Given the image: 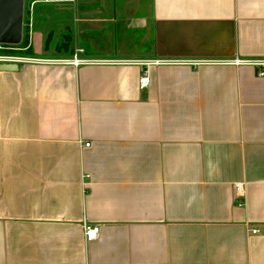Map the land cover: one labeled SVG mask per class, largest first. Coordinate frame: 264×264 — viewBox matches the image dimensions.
<instances>
[{
	"label": "crops",
	"instance_id": "crops-1",
	"mask_svg": "<svg viewBox=\"0 0 264 264\" xmlns=\"http://www.w3.org/2000/svg\"><path fill=\"white\" fill-rule=\"evenodd\" d=\"M115 2L113 62L0 69V264H264V0Z\"/></svg>",
	"mask_w": 264,
	"mask_h": 264
},
{
	"label": "rangeland",
	"instance_id": "rangeland-1",
	"mask_svg": "<svg viewBox=\"0 0 264 264\" xmlns=\"http://www.w3.org/2000/svg\"><path fill=\"white\" fill-rule=\"evenodd\" d=\"M33 0H25V16L24 23H26L25 36H30L31 27L29 26L28 21L31 18L34 19V25L32 27V35L31 42L34 43L32 52H24L25 58H43L45 57H53L60 58L64 55H71V53L81 54L82 52H86L83 47L87 50V52H92L94 50L91 49V40L94 38L95 40L105 43V37L107 39L109 37L110 47L118 44V48L123 49L125 47V42L123 41V33L120 34L119 25H115L114 23H108L107 29L101 33L98 30L91 29L87 24H84L80 21V17H82L80 13V9L78 8L79 3L84 0H75V2H59L58 4H50L49 2H37L34 7L31 6V2ZM39 1V0H38ZM60 1V0H57ZM113 1V0H110ZM118 5V9L121 8L120 2L121 0H115ZM125 0H122V2ZM62 3V4H60ZM124 4V3H123ZM56 5V7L52 6ZM53 7V8H52ZM56 8H59L58 10ZM98 25V24H97ZM97 25H95L97 27ZM95 27V28H96ZM28 30V31H27ZM84 30L89 31L88 34L89 40L83 34ZM53 33L51 42V48L49 51L42 52L41 48L46 39H48L49 33ZM67 37H71V41L68 40ZM123 37V38H122ZM56 42H59L60 47L59 51L55 48ZM107 43V41H106ZM116 43V44H115ZM66 44H70L71 50L66 54V48L68 47ZM83 46V47H82ZM106 46V44H104ZM53 48V49H52ZM1 53V51H0ZM3 53V52H2ZM14 54H20L18 51H13ZM11 53V54H12ZM74 54V55H75ZM35 55V56H34ZM88 58H92L97 56L95 54H86L84 55Z\"/></svg>",
	"mask_w": 264,
	"mask_h": 264
},
{
	"label": "built area",
	"instance_id": "built-area-1",
	"mask_svg": "<svg viewBox=\"0 0 264 264\" xmlns=\"http://www.w3.org/2000/svg\"><path fill=\"white\" fill-rule=\"evenodd\" d=\"M53 2V1H57V0H33L31 2V6L34 7V5L37 3V2ZM25 7V6H24ZM25 16V14H24ZM32 19V18H31ZM31 19L30 21H28L27 23H29L30 27H31V30H32V22H31ZM25 25V24H24ZM28 31V30H27ZM30 33V38H31V31L29 32ZM26 34V32H25ZM14 45V44H13ZM4 44L3 43H0V49L3 48ZM14 46H18V45H14ZM17 62L19 64H23V63H28L29 61H35V62H39V63H52V64H58V63H66V64H70V65H73L75 67L79 66V65H87V64H109L110 62H113L114 60L112 59H103V58H88L86 56H81L80 54L76 53L73 57L71 58H60V59H51V58H25L24 56H19V55H16V54H12V56H4V55H1L0 54V62ZM173 62H179V60H149L147 61V66H151V65H157V64H173ZM242 62H245V60H241V59H235V60H224V61H217V60H209V59H206V60H193V61H190V63L194 64V65H201V64H206V63H214V64H220V63H228V64H234V65H238ZM261 64H264L263 61H260ZM148 72H149V69H147L141 79V84L143 86H146L147 83H148ZM90 144L87 143V146H89ZM235 192L236 194L238 195H244V187H243V184L241 183H238L235 185ZM83 231H85V237L88 241H93V240H96L100 233H101V230H100V225H95V224H91V223H88L86 222L83 226ZM259 231L258 230H253V233H258Z\"/></svg>",
	"mask_w": 264,
	"mask_h": 264
},
{
	"label": "water",
	"instance_id": "water-1",
	"mask_svg": "<svg viewBox=\"0 0 264 264\" xmlns=\"http://www.w3.org/2000/svg\"><path fill=\"white\" fill-rule=\"evenodd\" d=\"M25 0H0V43L19 45L24 33ZM17 62H0V69L19 70Z\"/></svg>",
	"mask_w": 264,
	"mask_h": 264
},
{
	"label": "flooded vegetation",
	"instance_id": "flooded-vegetation-1",
	"mask_svg": "<svg viewBox=\"0 0 264 264\" xmlns=\"http://www.w3.org/2000/svg\"><path fill=\"white\" fill-rule=\"evenodd\" d=\"M60 1H63V2H74V0H60ZM53 2H55V1H53ZM31 22H32V26L34 25V19L32 18L31 19ZM30 26V25H29ZM25 27H26V23H25V25H24V33H23V35H22V39L24 38V36H25ZM31 33H32V30H31ZM53 35H54V32L53 33H49V35H48V39H47V43H46V45L49 47V48H51L52 46H51V42H52V37H53ZM68 38V40L69 41H71L70 39H71V37H67ZM4 44V43H3ZM32 45H33V42H31V39H30V42H29V44H28V46L27 47H24V39H23V41H22V43L21 44H19L18 46H14L13 44H4V46H3V48H1L0 49V51H1V55H4V56H12V54H14V53H12L13 51H18V52H20V54H16V55H19V56H26V55H24V52H26V53H28V52H32ZM68 47L66 48V50H68V48H69V46H70V44H66ZM47 46H45L46 48H47ZM59 47H60V44H56V46H55V48L54 49H56L57 51H59ZM53 49V48H52ZM50 50V49H49ZM3 52V53H2ZM12 53V54H11Z\"/></svg>",
	"mask_w": 264,
	"mask_h": 264
},
{
	"label": "trees",
	"instance_id": "trees-1",
	"mask_svg": "<svg viewBox=\"0 0 264 264\" xmlns=\"http://www.w3.org/2000/svg\"><path fill=\"white\" fill-rule=\"evenodd\" d=\"M24 47H27L28 46V44H29V42H30V39H29V37L27 36H24Z\"/></svg>",
	"mask_w": 264,
	"mask_h": 264
}]
</instances>
